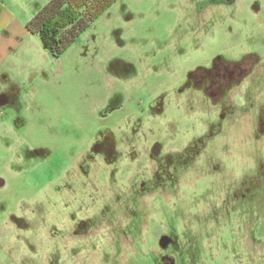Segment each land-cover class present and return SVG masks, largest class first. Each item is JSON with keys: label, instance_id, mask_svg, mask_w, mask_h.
<instances>
[{"label": "rangeland", "instance_id": "374dc122", "mask_svg": "<svg viewBox=\"0 0 264 264\" xmlns=\"http://www.w3.org/2000/svg\"><path fill=\"white\" fill-rule=\"evenodd\" d=\"M6 55L0 264H264V0H117L57 58Z\"/></svg>", "mask_w": 264, "mask_h": 264}, {"label": "trees", "instance_id": "16d2710c", "mask_svg": "<svg viewBox=\"0 0 264 264\" xmlns=\"http://www.w3.org/2000/svg\"><path fill=\"white\" fill-rule=\"evenodd\" d=\"M117 0H49L25 25L54 57L62 55Z\"/></svg>", "mask_w": 264, "mask_h": 264}, {"label": "flooded vegetation", "instance_id": "af4514ba", "mask_svg": "<svg viewBox=\"0 0 264 264\" xmlns=\"http://www.w3.org/2000/svg\"><path fill=\"white\" fill-rule=\"evenodd\" d=\"M256 63L253 57L243 58L235 63H224L216 59L212 61L211 69L198 67L188 74V78L193 89L202 90L206 96L217 97L231 85L240 84ZM261 132H264V124L261 126ZM254 226L256 234L261 235L263 231L261 217L255 221Z\"/></svg>", "mask_w": 264, "mask_h": 264}, {"label": "crops", "instance_id": "0c3cea01", "mask_svg": "<svg viewBox=\"0 0 264 264\" xmlns=\"http://www.w3.org/2000/svg\"><path fill=\"white\" fill-rule=\"evenodd\" d=\"M49 0H0V36L3 41L0 43V51L9 52L17 44L18 40L28 33L26 23L48 2ZM24 27V30H22ZM6 55L5 57L7 58ZM1 57H4L2 54Z\"/></svg>", "mask_w": 264, "mask_h": 264}, {"label": "water", "instance_id": "95a60500", "mask_svg": "<svg viewBox=\"0 0 264 264\" xmlns=\"http://www.w3.org/2000/svg\"><path fill=\"white\" fill-rule=\"evenodd\" d=\"M153 151H155V150H153Z\"/></svg>", "mask_w": 264, "mask_h": 264}]
</instances>
